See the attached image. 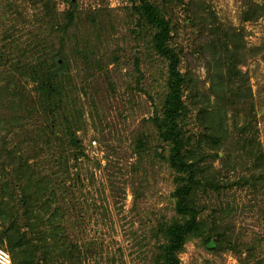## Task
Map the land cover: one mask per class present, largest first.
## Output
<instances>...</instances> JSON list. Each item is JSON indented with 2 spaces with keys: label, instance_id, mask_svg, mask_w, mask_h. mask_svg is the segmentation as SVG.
<instances>
[{
  "label": "rangeland",
  "instance_id": "374dc122",
  "mask_svg": "<svg viewBox=\"0 0 264 264\" xmlns=\"http://www.w3.org/2000/svg\"><path fill=\"white\" fill-rule=\"evenodd\" d=\"M41 1L0 0V36L6 27L5 20L10 19L15 20V25L12 23L10 28L16 33L13 35L19 37L21 43L31 40L27 31H36V26L25 22H33L42 11ZM52 1L61 10L70 5V0ZM150 1L164 9L174 26L171 43L180 54L179 68L192 78L186 90L188 101L192 99L199 105L205 103L202 96L210 88L213 77L214 80L221 79L222 91H226L220 93L224 99L222 103L228 105L225 111L227 127L242 136L244 132L240 133V127L248 120L255 126L259 143L253 150L242 143L234 145L233 138H228L225 148L220 146L222 154L229 153L228 157L214 162L218 176L223 178L221 190L201 194L200 203L202 216L225 229V241L214 238L211 246H203L199 239L189 240L178 251V264H264V0ZM78 2L81 9L99 14L96 17L102 20L103 28V34L99 36L92 22L84 21L75 27L74 39L66 38V42L76 48L79 56L84 51L91 52L93 45H97L99 53L103 54L118 49L119 41L123 42V47L136 44L131 35L134 28L141 29L136 27L134 12L137 3L130 0ZM20 27H24L22 32ZM53 38L57 47L58 38ZM136 47L142 49L144 45L137 43ZM128 52V49L122 51L123 63L117 68L113 63L108 64L106 77H91L92 80L86 83L81 77L91 74L87 62L81 58L74 63L79 84L71 91L74 106L67 109L63 124L68 125L72 120L76 125L80 123L78 132L84 138L86 156L78 163V171V166L71 165L67 173L62 168L65 162L60 160L57 163L55 155L42 142L45 139L36 119L27 121L24 118L20 122L25 126L15 139L18 143L13 144L21 143V148H16L14 153L27 157L29 162L36 163L43 175L49 176L50 183L56 185L55 192L49 195L54 200L51 207L60 206L64 214L61 222L65 226V235L69 237L64 241L61 233L57 237L41 233L36 242L46 247H49L48 242L52 243L51 255L57 264H157L160 244L166 240L164 229L160 231V227L166 228L172 222L184 220V215L176 209L172 194L175 183L170 177L169 165L160 158L155 166L149 159L138 165L135 163L134 137L148 136L150 129L149 123L142 118L153 114L167 90L166 60L143 54L146 61L140 63L142 78L137 82L135 76L139 72L134 69L135 65L131 74L124 61ZM101 58L103 62L108 61L106 57ZM27 85L32 88L34 84ZM195 92L199 94L193 97ZM207 93L212 104L216 92ZM12 100L14 98L5 101L4 107L0 108L5 115H12L20 108L19 99ZM21 102L24 106L27 98L22 96ZM197 104L194 105V119L193 116L191 119L194 130L198 124ZM136 125L140 126L138 133L134 132ZM259 153L263 162L258 159ZM7 156L5 165L9 163ZM10 160H14L12 165L20 162L18 158ZM254 162L259 163L258 168ZM55 169L58 170L54 174ZM259 171H263V176L254 190L248 185L250 183L240 184V178H248ZM10 189L16 190L12 185ZM4 207L12 208L15 214L24 211L15 200L7 202ZM44 224L40 221L38 228ZM46 228H50L49 224ZM74 228L79 239H73ZM85 228L96 236L95 243L85 242ZM75 240H79L81 252L63 254L64 244L69 250ZM0 245L13 255L5 241ZM44 251L42 249L38 254Z\"/></svg>",
  "mask_w": 264,
  "mask_h": 264
},
{
  "label": "trees",
  "instance_id": "16d2710c",
  "mask_svg": "<svg viewBox=\"0 0 264 264\" xmlns=\"http://www.w3.org/2000/svg\"><path fill=\"white\" fill-rule=\"evenodd\" d=\"M130 1L137 3L136 6L134 5L136 27L141 28L138 31L134 28V34L132 33L131 36L136 44L144 45L142 49L136 47V44L123 47V42L119 41L118 49L100 54L98 46L93 45L91 52L84 51L79 56L76 48L70 47L66 42V38L74 39L75 27L84 21L92 22L93 27L98 29L96 33L99 36L103 34V28L102 20L96 17L99 14L81 9L78 0H70V5L62 10L52 0H42V11L40 10L33 22H25L35 25L36 31L32 29L27 31L31 40H23L24 44L20 42L19 37L13 35L16 34L14 30L10 29L12 23L15 25V20L13 22L10 19L5 20L6 27L3 35L0 36V81L2 82L0 108L4 107L5 101L13 98L11 102L19 99L17 104L20 108L12 115H5L0 109V243L4 241L7 243L13 253L14 264H57V260L51 255L52 243L48 242L49 247L41 246L36 243L37 236L43 233L57 237L56 235L61 233V239L64 241L69 237L63 231L65 226L61 222L64 216L62 209L58 205L54 209L51 207L54 200L49 195L55 192L56 185L50 183L49 176L46 177L38 170L36 163H31L27 157L14 153L16 148H21V143L17 146L13 144L18 143L15 139L25 126V123L20 122L24 118H27V121L36 119L41 126L40 133L45 139L42 142L55 155L54 159L58 160L57 163H60V160L65 162L62 168L67 173L70 172L71 165L78 166V171L80 169L78 163H81L80 160L86 156L84 138L78 132L80 123L76 125L72 120L68 121V125L63 124L67 109H73L74 106L71 91L79 84L78 75L74 72L77 70L74 63L79 62L81 58L87 62L86 67L91 72L90 76L82 75L78 71V74L83 76L81 78H84L83 83H86L91 77L97 78L99 75L106 77L109 73V63H113L116 68L123 63L122 51L126 49L129 52L124 61L131 74L135 65L134 69L139 72L135 76L137 82L142 78L140 63L146 61L143 54L161 57L167 63V90L162 95V102L155 106L149 118H142V121L146 120L150 125L149 135L146 134L142 138L134 137L137 165L149 159L155 166L158 158L169 165L170 177L175 183L172 194L176 200V209L184 215L183 221L172 222L166 228L160 227V231L164 229L166 240L160 244L157 264H178V251L189 240L199 239L203 246H211L214 238L219 242L225 241V229L218 227L216 221L211 222L202 216L201 194L210 191L219 193L221 190L223 178L218 176L214 162L228 157L229 153L225 149L227 153L222 154L220 146L225 148L226 140L233 138L234 145L242 143L245 147L250 146L254 150L256 148L254 146L259 144L256 139L257 131L248 120L240 127V133L244 132L242 136L236 133L237 130H229L228 116L225 113L228 105L222 103L224 99L221 95L226 91H222L221 79L214 80L213 77L210 88L206 90L216 92L212 104L207 92L203 93L202 99L206 101L203 104L199 105L192 99L188 101L189 95L186 94V90L192 78L190 74L187 75L179 68L180 54L171 43L174 29L171 20L166 16L164 9L154 1ZM5 16L7 17V14ZM22 28L24 27H20L21 32ZM53 37L58 38L57 47ZM101 57L108 58V61L103 62ZM228 67L231 71V66ZM29 83L34 84L32 88L28 87ZM198 94L199 92H195L192 96L196 97ZM22 96L28 101L24 106L21 102ZM195 103L198 105L196 106L197 130H194L191 123L192 116L194 119ZM136 126L134 132L138 133L140 126ZM260 153L258 159L263 162ZM251 154L254 155L252 152ZM255 154L257 156L256 152ZM6 156L7 159L9 158V163L5 165ZM10 158L15 160L18 158L20 162L12 165L14 160L11 161ZM9 165H12V168ZM258 167L259 165L256 166ZM56 170L58 169L53 170L54 174ZM262 172L251 174L248 178H240L239 182L250 183L248 185L254 190L261 181ZM131 181L134 183V179ZM41 183L45 185L40 186ZM11 185L16 190L11 191ZM133 185L136 193L137 188L135 184ZM13 200L19 202L24 211L15 214L12 208L4 207L7 202ZM40 221H44L45 224L38 228ZM47 224L50 228H46ZM75 231L76 228L71 231L75 233L73 239H79L80 235ZM84 231L85 242L95 243L96 236L89 234L88 228ZM53 244L57 243L53 241ZM42 249L45 251L38 254ZM80 249L79 240H75L69 250L64 244L62 252L74 255L77 250L81 252Z\"/></svg>",
  "mask_w": 264,
  "mask_h": 264
},
{
  "label": "built area",
  "instance_id": "2783aa9c",
  "mask_svg": "<svg viewBox=\"0 0 264 264\" xmlns=\"http://www.w3.org/2000/svg\"><path fill=\"white\" fill-rule=\"evenodd\" d=\"M0 264H14L10 251L0 245Z\"/></svg>",
  "mask_w": 264,
  "mask_h": 264
}]
</instances>
